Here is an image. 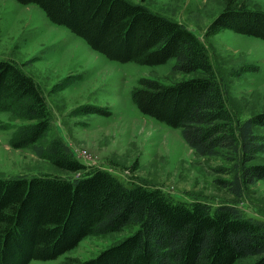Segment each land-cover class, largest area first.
Instances as JSON below:
<instances>
[{"label": "trees", "instance_id": "trees-1", "mask_svg": "<svg viewBox=\"0 0 264 264\" xmlns=\"http://www.w3.org/2000/svg\"><path fill=\"white\" fill-rule=\"evenodd\" d=\"M37 5L56 25L83 39L94 51L121 63L160 65L191 74L169 83L140 77L130 90L137 109L179 130L199 156L233 163L230 180L217 179L235 199L264 181V109L241 119L228 105V90L208 50L183 23L132 0H15ZM144 1V0H143ZM223 8L207 33L228 28L264 40V10L240 0ZM0 112L27 121L10 145L31 146L57 173L0 177V264L52 260L88 235L136 230L96 256L62 264H264V219L246 216L237 203L212 207L202 200H177L144 181H122L97 165L84 164L58 136H47L51 112L40 85L16 62L0 59ZM99 112L82 106L79 113Z\"/></svg>", "mask_w": 264, "mask_h": 264}, {"label": "rangeland", "instance_id": "rangeland-1", "mask_svg": "<svg viewBox=\"0 0 264 264\" xmlns=\"http://www.w3.org/2000/svg\"><path fill=\"white\" fill-rule=\"evenodd\" d=\"M171 17L197 34L205 44L228 90V105L243 119L264 109V40L224 28L207 33L222 10V0H132ZM264 10V0H240ZM0 59L16 62L40 85L51 125L42 142L58 136L84 164L105 168L122 181H144L177 200H202L216 207L237 203L246 214L264 219V181L247 186L239 199L217 179L232 178L233 163L221 156H199L183 141L179 130L141 113L130 97L138 78L169 83L191 74L171 71L174 59L160 65L121 63L92 50L64 26L53 24L35 4L0 0ZM82 106L99 112L79 113ZM27 121L0 112V177L57 173L33 147L10 145ZM256 132L264 136V127ZM252 163L264 162V150ZM132 222L122 228L84 237L76 247L52 260L28 264H62L67 257L85 260L133 233ZM248 255L234 264H249Z\"/></svg>", "mask_w": 264, "mask_h": 264}]
</instances>
